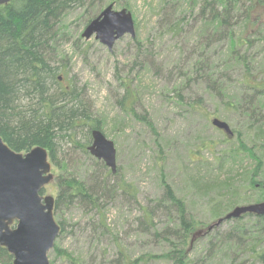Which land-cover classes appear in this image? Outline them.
I'll return each mask as SVG.
<instances>
[{"label": "trees", "instance_id": "16d2710c", "mask_svg": "<svg viewBox=\"0 0 264 264\" xmlns=\"http://www.w3.org/2000/svg\"><path fill=\"white\" fill-rule=\"evenodd\" d=\"M183 1L195 18L192 28L195 40L190 48L193 57L189 69H179L184 72L179 78L185 86L176 94L178 102L199 114L205 111L208 89L211 96L224 102L226 110H239L240 101L233 104L228 99L234 97L229 95L228 84L237 69L241 102L248 105L244 111L246 128L254 134V142L248 148L241 141L235 151L239 154L243 151L252 165L241 169L242 179L236 182L234 177L240 171L220 181L211 171L207 172V180H202L200 188L205 196L207 192L214 193L208 209L215 220L211 230L208 229L211 225L201 228L200 221L188 211L185 201L174 193L161 173L162 196L142 208L136 219L137 231L152 239L151 246L159 247L160 251L154 249L137 256L130 254V246L119 241L117 232L100 214L104 200L113 198L118 190L125 199L138 204L134 188L125 182L110 184L108 177L117 170L112 174L99 159L94 162H100L102 173L96 170L97 177L87 185L67 172V165L58 157L63 143L90 158L87 147L91 131L101 130L100 121L93 118L81 88L72 79L60 76L53 64L58 56L59 26L74 8L82 9L83 26L87 25L98 16L104 0H11L0 5V136L18 153L36 146L46 149L57 171L53 179V214L60 225L57 238L65 231V222L60 217L63 208L78 205L101 216L95 230L112 237L115 244L114 257L105 258L108 261L102 264H264V215L245 213L214 225L235 204L264 201V125L260 122L264 111V75L255 72V59L249 52L257 44L264 48V0ZM166 17L167 30L180 38L182 19L175 21L172 11ZM218 42L227 45L222 55L215 51ZM222 67L224 70L220 72ZM190 85L197 90H190ZM183 90H189L193 95L188 98L194 99L185 100ZM198 90H204L206 96L199 95ZM139 118L152 130L153 124L145 115ZM216 162L219 170L226 164L222 157L216 158ZM158 216L166 218L162 226L156 222ZM199 245L204 249L200 250ZM49 252L70 264H83L57 244ZM12 260L0 246V264H12Z\"/></svg>", "mask_w": 264, "mask_h": 264}, {"label": "rangeland", "instance_id": "374dc122", "mask_svg": "<svg viewBox=\"0 0 264 264\" xmlns=\"http://www.w3.org/2000/svg\"><path fill=\"white\" fill-rule=\"evenodd\" d=\"M109 4L113 5V10L126 9L131 13L135 37L126 34L108 50L94 36L89 39L81 36L86 26H83V11L74 8L60 23L58 56L53 64L58 67L60 76H65L66 80L72 79L81 88L93 118L100 121V131L114 144L117 173L108 177L109 183L125 182L137 194L138 204H135L125 199L118 190L113 198L104 200L100 211L106 223L114 228V233L117 232L119 241L128 244L130 254L137 256L154 249L160 251L159 247L151 246L152 239L137 231L136 219L142 208L151 206L154 199L162 196L161 173L174 193L185 201L188 211L200 221L201 228L205 229L215 222L208 210L214 193L203 194L200 188L202 180H207L208 171L217 176L218 181L240 171L234 177V182L240 181L241 169L252 165V161L243 151L239 154L235 150L241 141L251 148L254 134L246 128L244 111L248 105L241 102L237 69L233 70L228 84L229 95L234 97L228 99L233 104L240 101L239 110H226L224 102L211 96L208 89L203 106L205 111L199 114L178 102L176 94L185 86L179 78L184 72L179 69H189L193 57L190 48L195 40V30L192 29L195 18L186 8L185 1L104 0L100 12ZM171 11L174 12L175 21L182 19L180 38L167 30L169 18L166 16ZM225 49L226 42L216 44L218 55L224 54ZM249 52L255 59V72L264 75L262 44H257ZM219 63L222 64L221 59ZM223 70L224 67L220 72ZM189 87L190 90H197L194 85ZM188 91L183 90L185 100H193L194 97L188 98L193 95ZM198 92L206 96L204 90ZM125 95L127 97L122 102ZM131 101L133 104H130ZM141 115L152 122V130L141 121ZM213 118L227 123L231 135L212 126L210 122ZM260 122L264 125V111ZM89 156L63 143L58 155L67 165V172L76 175L87 185L97 177L96 170L102 173L100 162H94L97 158L91 154ZM219 157L226 163L221 170L216 168V158ZM51 173L53 177L57 175L52 165ZM53 181L45 187L44 196L54 197ZM60 217L65 222V231L54 244L83 264H102L114 257L112 237L95 230L94 225L101 218L95 210L88 211L77 205L63 208ZM165 221L163 216L156 219L160 226ZM198 248L203 250L204 246L199 245ZM47 256L50 264H70L60 257L56 258L52 252H48Z\"/></svg>", "mask_w": 264, "mask_h": 264}, {"label": "water", "instance_id": "95a60500", "mask_svg": "<svg viewBox=\"0 0 264 264\" xmlns=\"http://www.w3.org/2000/svg\"><path fill=\"white\" fill-rule=\"evenodd\" d=\"M11 0H0V5ZM135 37V25L126 9L113 10L107 5L84 28L81 36H94L108 50L125 36ZM212 126L230 135L227 123L213 118ZM89 153L116 172V149L99 129L91 131ZM45 148L36 146L25 153L13 151L0 136V246L12 256V264H50L48 252L60 232L54 218V197L43 195L53 180L51 163ZM245 213L264 215V202L236 206L214 224ZM213 225L209 226L211 230Z\"/></svg>", "mask_w": 264, "mask_h": 264}]
</instances>
